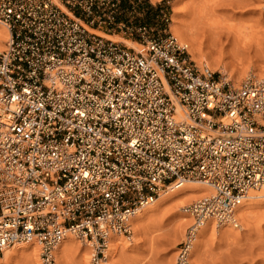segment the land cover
Returning <instances> with one entry per match:
<instances>
[{"label": "built area", "instance_id": "obj_1", "mask_svg": "<svg viewBox=\"0 0 264 264\" xmlns=\"http://www.w3.org/2000/svg\"><path fill=\"white\" fill-rule=\"evenodd\" d=\"M123 1L0 0L1 253L32 240L58 264L73 235L109 264L111 236L198 181L211 192L186 208L183 264L205 222L239 227L237 207L264 186V76L233 85L170 32L121 19Z\"/></svg>", "mask_w": 264, "mask_h": 264}, {"label": "rangeland", "instance_id": "obj_2", "mask_svg": "<svg viewBox=\"0 0 264 264\" xmlns=\"http://www.w3.org/2000/svg\"><path fill=\"white\" fill-rule=\"evenodd\" d=\"M174 15L195 51L206 60L197 64L214 62L216 70L208 66L218 74L226 67L225 76L236 86L253 69L264 71V0H124L121 19L129 20L134 28L147 26L154 35L168 32L173 35ZM109 38L122 43L124 39L138 41L136 36ZM172 193L167 191L161 199ZM185 198L159 203L156 210L144 215L136 224V230L132 229V239L118 248L114 259L109 257V264H181L179 252L190 225L179 236L173 230L178 228L179 216L187 213L178 206L187 202V208L193 202ZM248 215L252 218L245 228L228 227L219 233L205 234L183 264H264V204L253 207ZM190 218L191 224L193 219ZM82 243L77 238L66 242L67 251L64 249L56 255L57 263L90 264L92 248L85 251ZM9 249L12 255L8 260L3 257L4 251L0 252V264H34V253L40 259L39 249L37 252Z\"/></svg>", "mask_w": 264, "mask_h": 264}, {"label": "bare ground", "instance_id": "obj_3", "mask_svg": "<svg viewBox=\"0 0 264 264\" xmlns=\"http://www.w3.org/2000/svg\"><path fill=\"white\" fill-rule=\"evenodd\" d=\"M158 0H151V2H156ZM177 21L178 18L177 16H173L172 18V32L173 35L175 37V39L177 40V42L186 49L188 55H190V59L195 61V62H203L205 59H203L201 56L198 55L197 51H195V48L193 46V43L191 42V40H189L185 34L184 31H182L180 29V27L177 25ZM9 36V32L7 30V28L3 25L0 24V50L4 48L5 45H3L4 42H6V39ZM111 37V35H107ZM230 38V37H229ZM233 39V38H232ZM237 38H235L236 40ZM238 41V40H236ZM234 41V42H236ZM124 44H126L129 47H134L136 49L137 48V43L124 39L123 40ZM231 44V43H230ZM238 44V43H237ZM240 44V43H239ZM233 45V44H232ZM241 45V44H240ZM198 50V49H197ZM200 54V53H199ZM207 59V58H206ZM206 61V60H205ZM205 63V62H204ZM206 64V63H205ZM212 69L216 70L215 68V63L214 62H209L207 63ZM225 67V66H224ZM226 68V67H225ZM223 68V69H225ZM221 69L219 72L221 74H226L227 71ZM264 69V68H262ZM251 70V69H249ZM248 75H253V76H264V71H258V70H252L250 72V74ZM236 82V81H235ZM234 84V81L232 83ZM171 195L163 197L162 198V194L164 195V193H162L156 200H154L150 205L143 207L142 209H140L131 219H130V227L131 230L134 228V230H136V224L139 222V220L141 218H143L144 215L156 210V208L158 207L159 203L162 204H167L169 202H173V200L178 201L177 199L181 198L184 199H188V200H192L193 202H195L196 200H198L199 198L209 194L211 192L210 188L198 181H185L182 182L181 184H179L177 186V188L172 190ZM166 193V192H165ZM184 197V198H183ZM161 199V200H160ZM180 201V200H179ZM183 201V200H182ZM180 201V202H182ZM185 202V201H184ZM192 202V203H193ZM264 204V186H262L261 188H259L258 190H251L249 192V194L246 196V198L242 201V203L237 207L236 209V218L239 220V227H241V229L244 227L245 225L248 224L246 222H248L250 220V218H252L251 216L248 215V212L251 210L253 207H256L258 205H262ZM186 203H182L180 204L178 207L179 209L183 210V212H186ZM187 213H183L182 215L179 216V223H178V228H175L173 230V232L175 234H178L177 236H179L180 233L183 232V230L186 228V226L191 225V218L190 216L187 217ZM243 226V227H242ZM232 228L234 229L232 226H221V227H215L213 226V224L210 221L205 222L201 228L198 229V231L196 232V234L193 236L191 245H190V252L191 250H195L194 247L196 248V245H198L199 240H201V238L208 233H212L213 231L215 232H220L222 229H226V228ZM223 232V231H222ZM233 232V231H232ZM183 235V234H182ZM128 239H132L130 238H126L123 235H117V236H111L108 242V249L106 251L108 257H113L114 255H116L118 248L122 245H125L126 240ZM75 240V237L73 235H67L64 240H62V242L57 246V248L55 249V258L56 255L60 254V252H62L64 249L66 250V248H64V244L66 242H72ZM80 245V244H79ZM37 243L34 241H27V242H21V243H17L15 245H13L10 248H13L14 250H26V249H35L34 251L38 250L39 248H36ZM78 246V245H77ZM86 247V249L84 248L85 251H88V249L90 250L91 247V243H89L88 241H83L82 243V248ZM71 247V246H70ZM80 247V246H79ZM89 247V248H88ZM69 248V247H68ZM71 249V248H69ZM72 250V249H71ZM67 251V250H66ZM83 251V249L81 250ZM37 252V251H36ZM40 254V250L38 252ZM92 254V252H91ZM12 255V251L11 249H5L3 252V257L5 259H9V257ZM34 257L32 258L33 261H35L34 264H40V259H38V255L37 254H33ZM82 257V256H81ZM115 257V256H114ZM113 257V259H114ZM40 258V256H39ZM85 260V258L83 259ZM88 260V259H87ZM86 260V261H87ZM57 261V260H56ZM31 262V261H30ZM32 263V262H31ZM88 263V262H87ZM30 264V263H29ZM85 264V263H84Z\"/></svg>", "mask_w": 264, "mask_h": 264}]
</instances>
